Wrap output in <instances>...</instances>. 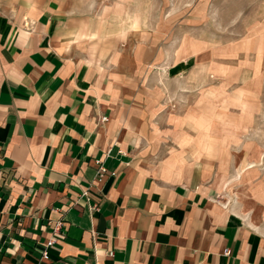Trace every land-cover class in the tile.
<instances>
[{
  "label": "crops",
  "instance_id": "0c3cea01",
  "mask_svg": "<svg viewBox=\"0 0 264 264\" xmlns=\"http://www.w3.org/2000/svg\"><path fill=\"white\" fill-rule=\"evenodd\" d=\"M112 9L0 0V264H34L52 237L51 264H264V226L204 166L152 159L142 74L159 55Z\"/></svg>",
  "mask_w": 264,
  "mask_h": 264
},
{
  "label": "rangeland",
  "instance_id": "374dc122",
  "mask_svg": "<svg viewBox=\"0 0 264 264\" xmlns=\"http://www.w3.org/2000/svg\"><path fill=\"white\" fill-rule=\"evenodd\" d=\"M107 2L124 42L159 55L142 74L152 159L200 163L226 206L264 226V0Z\"/></svg>",
  "mask_w": 264,
  "mask_h": 264
},
{
  "label": "built area",
  "instance_id": "2783aa9c",
  "mask_svg": "<svg viewBox=\"0 0 264 264\" xmlns=\"http://www.w3.org/2000/svg\"><path fill=\"white\" fill-rule=\"evenodd\" d=\"M102 120H107V116H103L102 117ZM96 163L98 165V175L100 178H102L104 175H105V172H106V168L103 164V159L102 158H99L96 160ZM86 195L89 194L88 191H85L84 192ZM92 209H98V206H92L91 207ZM63 224V221L62 220H59L56 222V225L54 227V230L55 231H60L61 229V225ZM55 242V238H50L46 243H45V246L42 250V253H41V256L39 258V260L37 262H35L34 264H51L49 262V259H50V256H49V247H51ZM228 252V250H226V253ZM109 255H113V251H109Z\"/></svg>",
  "mask_w": 264,
  "mask_h": 264
}]
</instances>
